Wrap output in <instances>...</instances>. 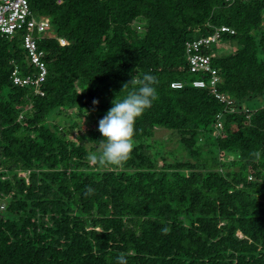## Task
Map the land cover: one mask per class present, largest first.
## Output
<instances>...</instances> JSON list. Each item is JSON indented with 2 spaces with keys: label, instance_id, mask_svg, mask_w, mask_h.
Returning <instances> with one entry per match:
<instances>
[{
  "label": "trees",
  "instance_id": "obj_1",
  "mask_svg": "<svg viewBox=\"0 0 264 264\" xmlns=\"http://www.w3.org/2000/svg\"><path fill=\"white\" fill-rule=\"evenodd\" d=\"M28 2L53 36L37 37L38 93L10 78L34 70L24 29L0 36V264H264V0ZM220 25L234 33L201 51L232 110L190 83L185 53ZM146 73L157 98L128 159L91 164L98 121Z\"/></svg>",
  "mask_w": 264,
  "mask_h": 264
},
{
  "label": "built area",
  "instance_id": "obj_2",
  "mask_svg": "<svg viewBox=\"0 0 264 264\" xmlns=\"http://www.w3.org/2000/svg\"><path fill=\"white\" fill-rule=\"evenodd\" d=\"M58 2H61V0H58ZM20 29H24L22 32V47L24 48L27 62L34 67V70L22 73L18 65L15 64L10 72L11 81L17 86H30L35 93L42 92L40 84L45 80L47 69L43 61L44 52L37 45V37L53 36L48 31L49 19L46 16H34L28 0H0V36H12ZM224 32L234 33V29L227 25H220L211 34L188 40L185 43V53L189 71L198 74L190 83L195 87L208 88L219 101L226 104L228 110H232L231 99L217 89L220 79L217 70L211 65L210 56L201 51L203 45L209 47L215 44ZM58 40L60 44L67 43L65 39L59 38ZM203 76H206V78ZM171 85L176 87L182 86L183 83L182 81H174ZM216 126L219 128V132L222 128V123L217 121ZM26 174L28 173L23 176L19 175L27 177ZM0 207L3 208L4 205L1 204Z\"/></svg>",
  "mask_w": 264,
  "mask_h": 264
},
{
  "label": "clouds",
  "instance_id": "obj_3",
  "mask_svg": "<svg viewBox=\"0 0 264 264\" xmlns=\"http://www.w3.org/2000/svg\"><path fill=\"white\" fill-rule=\"evenodd\" d=\"M154 83L155 78L146 73L139 81L140 86L137 89L129 91L122 99L112 101V106L98 121L97 130L101 134L103 146L99 154L89 155L91 164L118 167L128 159L133 148L136 120L157 98ZM117 264H128L127 258L123 255L117 257Z\"/></svg>",
  "mask_w": 264,
  "mask_h": 264
},
{
  "label": "rangeland",
  "instance_id": "obj_4",
  "mask_svg": "<svg viewBox=\"0 0 264 264\" xmlns=\"http://www.w3.org/2000/svg\"><path fill=\"white\" fill-rule=\"evenodd\" d=\"M136 24H138V25H140V23L139 22H136ZM262 27H264V19H263V24H262ZM226 46V48H224V50H230L231 49V47L229 46V44H226L225 45ZM221 51H223V50H221ZM253 104V103H252ZM253 105H255L256 107H257V105H259V103H255V104H253ZM72 110L73 109H68V113L69 112H72ZM86 111H89L88 109H86ZM73 117H76L75 115L73 116ZM87 127H86V125L83 123V122H81L80 123V126H79V128H74V129H72L71 130V132L69 133V137L70 138H74L75 137V135L78 133V132H80L78 129H80V130H85ZM157 136H159L160 138H161V140H162V142H165L164 143V146H165V148H167V149H169L171 146L173 147V144H172V139L174 138V133H172V132H168V131H166V130H164V129H159L158 131H157ZM102 146H103V143H100L99 144V148H102ZM98 148V149H99ZM177 152H178V149H177ZM225 155V154H224ZM222 156V157H225V159L226 160H230L231 158H234V154L233 155H227L226 154V156ZM25 173H27V171H20V175H25ZM26 175H28V174H26ZM1 204H3L2 202H0V205ZM2 208L0 207V212H2Z\"/></svg>",
  "mask_w": 264,
  "mask_h": 264
}]
</instances>
